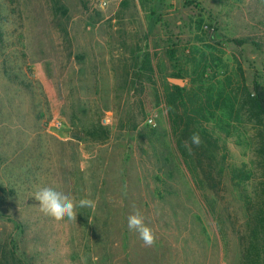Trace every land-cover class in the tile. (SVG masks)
<instances>
[{"label": "rangeland", "instance_id": "1", "mask_svg": "<svg viewBox=\"0 0 264 264\" xmlns=\"http://www.w3.org/2000/svg\"><path fill=\"white\" fill-rule=\"evenodd\" d=\"M257 84L264 0H0V264H243L264 211ZM43 187L95 207L56 221Z\"/></svg>", "mask_w": 264, "mask_h": 264}, {"label": "clouds", "instance_id": "2", "mask_svg": "<svg viewBox=\"0 0 264 264\" xmlns=\"http://www.w3.org/2000/svg\"><path fill=\"white\" fill-rule=\"evenodd\" d=\"M194 144H199L200 139L198 134L192 137ZM34 199L39 204V210L46 216L53 218L56 221H61L65 218L75 221L77 218V208H94L95 201L89 198H81L78 201L64 192L57 191L52 187H43L39 189ZM127 226L129 230L138 233L140 240L145 246L151 247L156 241V236L153 229L145 223V217L137 210L135 213L127 217Z\"/></svg>", "mask_w": 264, "mask_h": 264}, {"label": "trees", "instance_id": "3", "mask_svg": "<svg viewBox=\"0 0 264 264\" xmlns=\"http://www.w3.org/2000/svg\"><path fill=\"white\" fill-rule=\"evenodd\" d=\"M173 78H182V77H180L179 75L177 76L174 75ZM174 88L175 90H177V92L181 90V88L178 86H175ZM252 104L257 111H259L261 114H264V87L262 85L259 84L255 85ZM194 112H195L194 117L191 115L190 116L187 115V118L189 120H196L197 118L200 117L197 115L196 110ZM263 150H264V136H263ZM262 213H264V211ZM262 213L257 214V216H255L254 221L256 224L252 229L254 239L257 241L259 246L257 247V244L252 245V247L249 250V254L245 256V260L243 264H251V263L260 264V261H257L260 254L259 249L261 245H264V214Z\"/></svg>", "mask_w": 264, "mask_h": 264}, {"label": "water", "instance_id": "4", "mask_svg": "<svg viewBox=\"0 0 264 264\" xmlns=\"http://www.w3.org/2000/svg\"><path fill=\"white\" fill-rule=\"evenodd\" d=\"M169 81L178 86H183L185 84V80L183 78L169 77Z\"/></svg>", "mask_w": 264, "mask_h": 264}, {"label": "built area", "instance_id": "5", "mask_svg": "<svg viewBox=\"0 0 264 264\" xmlns=\"http://www.w3.org/2000/svg\"><path fill=\"white\" fill-rule=\"evenodd\" d=\"M150 123H152L153 122V120L152 119H150V121H149Z\"/></svg>", "mask_w": 264, "mask_h": 264}]
</instances>
